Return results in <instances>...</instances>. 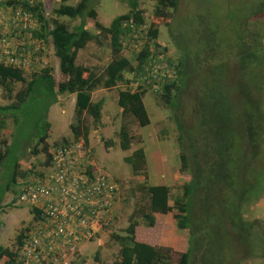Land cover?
<instances>
[{
  "label": "trees",
  "instance_id": "obj_1",
  "mask_svg": "<svg viewBox=\"0 0 264 264\" xmlns=\"http://www.w3.org/2000/svg\"><path fill=\"white\" fill-rule=\"evenodd\" d=\"M62 1L64 4L53 11L57 19H52V22L46 19L42 3L30 10L40 23V31L36 36L42 39L51 38L64 80L57 83L49 66L39 72L31 71V73L0 64V88L7 92L8 98L13 101L10 105L0 106V129L6 128L7 116L13 117L14 122L20 121L15 114L16 110L23 109L25 118H29L31 114L37 117L35 109L38 107V102L42 103L45 106L44 133L31 151L36 154L38 147L43 145L42 152L47 156L45 167L49 168L55 150L78 142L82 136L88 137V133L84 132L86 116L92 117L98 123L101 121L105 101L94 102V92L101 88L129 86L131 82L125 77L127 73L135 74L141 81L148 80L150 84L149 88L142 87V91H133L129 88L119 90L118 105L122 109L123 117L135 118L141 128L150 124L143 101L148 90H152L158 102L168 110L180 106V97L182 100L192 94V99L189 101L193 125L184 124L185 118L179 110L178 115H174L179 118L177 124L180 135L177 143L181 152V172L190 174L191 179L180 186L177 195L172 198V187L149 184L148 173L145 170L146 154L143 148L135 150L131 156L124 158V162L130 166L133 174L144 179V182L137 184L135 190L141 193L144 203L139 204L130 216L129 225L124 229L123 234H111V240L120 248L118 260L111 264H249L246 263L247 259L256 258L253 235L264 236V231L257 227L258 221L245 220L242 212V204L247 201L246 193L251 191L250 189H255V193L252 192L251 203L260 197L262 174L259 172L255 178L254 175L252 176V171L259 169L264 171V152H259L257 146V137L264 129V81L263 83L261 81L264 75V60L253 75L251 86L243 83L237 85V89L223 84L219 88L210 87L202 78V72L188 69L190 57L195 52L186 45H180L184 55L177 63L169 56L162 57L165 47L158 42L159 28L171 25L174 20L173 11L178 8L180 0H147L155 4L147 30L143 28L148 24L144 11L140 9L136 0L130 11L114 19L110 27L102 26L97 22L96 29L99 32L97 35L89 31L85 23V18L95 19L98 15L90 6L92 0H81L76 6L65 4L67 0ZM252 7V14L255 16L242 21L244 33L239 35L244 37L239 43L235 41L233 45L237 49L242 67H245L247 62L264 59V25L252 20L261 12L264 13V0H252ZM59 17L81 18L83 22L71 31L66 24L58 20ZM100 34L110 39L111 61L100 70L77 64L78 53L81 50L93 42L101 44ZM143 42L142 48L136 53L135 65L123 54V51L126 47L136 50L135 47ZM227 46L229 47V44ZM211 58H219V55L215 54ZM204 63L210 64L208 61ZM164 66L166 67L162 71ZM156 68L158 72H155ZM162 72L168 73V76L165 75L166 77L163 78ZM28 73L32 75L31 79L26 77ZM14 83H22L26 86L13 96ZM154 84L158 85L156 91L153 89ZM247 87H251L252 90ZM192 89L194 92H191ZM65 95L76 97L70 125L75 141L70 142L66 138L61 144H55V148L50 151L51 147L47 143L51 128L47 120L48 112L51 106L57 103L58 98ZM242 99L243 103L240 104ZM205 101L210 103L208 106L213 107L215 112L221 111L222 115L229 111L230 120L233 121L234 126H237L231 137L224 142L214 143V147L209 145L211 142L207 138H198L195 134V129L200 127L198 117L208 124L211 123L204 116H198V106ZM118 138L121 149L129 151L133 137L127 127L121 128ZM20 144L23 145L22 141ZM113 144L112 140L108 141L106 147H111ZM13 146L15 139L10 144L6 140L0 141V170ZM18 161L19 158L14 163L13 174L9 177L6 186L0 187V205L7 192L12 189L16 193L14 189L19 170ZM249 171L251 181L248 180ZM44 175L39 176L43 178ZM22 176L26 177L27 173ZM117 183L120 186V201L123 184L118 180ZM171 200L173 204H170ZM33 213L34 218L41 221L39 227L47 224L44 214L38 210H33ZM155 214H173L177 228L188 232L186 252L176 253L172 248L152 246L137 240L136 228L139 225L154 227ZM27 238L28 235L25 233L18 235L16 250L0 246V261L7 259L6 264H24L21 248ZM246 248L250 252L246 251Z\"/></svg>",
  "mask_w": 264,
  "mask_h": 264
},
{
  "label": "rangeland",
  "instance_id": "obj_2",
  "mask_svg": "<svg viewBox=\"0 0 264 264\" xmlns=\"http://www.w3.org/2000/svg\"><path fill=\"white\" fill-rule=\"evenodd\" d=\"M80 1L67 0L65 4L76 6ZM135 1L92 0L90 6L96 10L98 15L95 19L85 18L86 28L96 35L99 34L96 29L97 22L102 26L110 27L114 19L130 11ZM42 3L45 17L49 22H52V19H57L53 11L64 4L62 0H42ZM138 3L148 22L155 4L147 0H138ZM179 3L178 8L173 11L174 20L171 25L159 28L158 42L165 47L162 57L169 56L172 61L177 63L179 58L184 55L180 45H186L187 48L195 52L190 57L188 69L202 72V78L210 87L219 88L223 84L237 89L236 86L243 83L251 86L253 75L260 68L264 59L262 58L258 62H247L245 67H242L237 49L233 45L235 41L239 43L244 37L239 35L244 33L242 21L255 16L252 14V0H180ZM58 20L66 24L71 31H74L83 22L81 18L59 17ZM252 20L264 25V13L261 12ZM148 26L149 22L143 28L147 30ZM100 37V45L93 42L78 53L77 64L100 70L111 61L110 39L104 37L103 34H100ZM143 44L144 42L140 43L138 47L136 46V50L126 47L123 51V54L135 65L137 63L136 53ZM215 54L219 55V58L212 59L211 57ZM49 60V67L52 68V75L56 82L63 81L64 77L60 73L59 60L54 50L49 55ZM207 61L210 63L209 65L204 63ZM29 74H26V77L31 79L32 75ZM262 76L263 83L264 75ZM125 77L131 82L129 86L122 85L104 89L102 92L99 91L100 89L94 92V102L105 101L102 119L98 123L92 117L86 116L84 121L86 130L84 132L88 133V137L82 136V138L87 143L88 151H91L89 160L98 165V168L108 176L122 182L123 189L120 201L108 217V226L95 239L81 246L79 258L81 264H111L118 260L120 248L117 243L111 240V234H123L124 229L129 225L130 216L136 211L139 204L144 203L141 193L135 191L137 184L144 182V179L142 176L133 174L130 166L124 162L126 156H131L135 150L143 148L146 154L145 170L148 173L149 184L172 187V198L177 195L180 186L191 179L190 174L181 172V152L177 143L180 135L177 124L179 118L174 115H178L179 110V113L185 118V120L183 119L184 124L186 126L193 125L189 101L192 99V94L182 100L180 97V106L168 110L158 102L156 94L152 90H148L143 101L150 118V124L141 128L135 118L123 117L117 98L121 89L129 88L133 91H142L143 88H149L150 84L148 80L137 79L133 73H127ZM25 86L26 84L14 83L13 96ZM247 88L252 90L251 87ZM70 96L72 95L59 97L57 103L51 106L48 112L47 120L50 122L51 128L47 143L51 147L50 151L55 148V144H61L66 138L70 142L75 141L70 128L74 112V96ZM12 102L8 98L7 92L0 88V106L10 105ZM242 103L243 99L240 104ZM209 104L205 101L198 106V116H204L211 123L208 124L207 121L198 117V126L200 127L195 129V134L198 138H207L211 142L209 145L214 147V143L224 142L231 137L237 126H234L233 121L230 120L229 111L222 115L221 111L215 112L213 107L208 106ZM44 108L45 106L38 102V107L35 109L38 116L35 117L34 114H31L29 118H25L23 109L16 110L15 114L20 121L14 122L13 117L7 116L5 118L6 128L0 129V141L6 140L10 144L15 139V146L11 148L10 155L0 170V187L6 186L9 177L13 174L14 163L19 158L17 184L14 189L16 193L11 189L5 194L0 205V246L13 250L17 248L19 234L27 235L35 232L41 224L39 219L34 218L33 210L19 207L15 204V198L23 183L39 179V175H44L47 169L45 167L47 156L42 152L43 145L38 147V153L33 154L31 151L44 133ZM123 126L127 127L133 137L129 151H123L119 144L118 133ZM111 140L114 144L107 148L106 144ZM21 141L23 145L20 144ZM257 146L259 152H264V129L257 137ZM259 172L262 174L260 197L251 203L252 192L255 193V189H250L251 191L246 193L247 201L242 204V212L245 220L258 221L257 227L264 231V171L261 169L252 171V176L254 175L256 178ZM24 173H27L26 177L22 176ZM145 179L147 181V178ZM248 180L251 181L250 171ZM170 204H173V200ZM160 217L163 218H160L161 221L154 227L139 225L136 228L137 240L147 241L153 246L172 248L176 253L186 252L188 232L177 228L173 214ZM252 241L256 248V258L247 259L246 263L264 264V236L253 235ZM247 250L250 252L246 248ZM6 262L7 259H2L0 264H6Z\"/></svg>",
  "mask_w": 264,
  "mask_h": 264
},
{
  "label": "built area",
  "instance_id": "obj_3",
  "mask_svg": "<svg viewBox=\"0 0 264 264\" xmlns=\"http://www.w3.org/2000/svg\"><path fill=\"white\" fill-rule=\"evenodd\" d=\"M39 3L42 0H0L1 65L27 72L49 66L51 38L36 36L40 23L30 10ZM167 74L162 72V77ZM90 152L83 138L55 150L43 178L19 189L16 205L38 210L48 221L23 241L24 264H78L81 246L108 226L120 186L89 160Z\"/></svg>",
  "mask_w": 264,
  "mask_h": 264
},
{
  "label": "crops",
  "instance_id": "obj_4",
  "mask_svg": "<svg viewBox=\"0 0 264 264\" xmlns=\"http://www.w3.org/2000/svg\"><path fill=\"white\" fill-rule=\"evenodd\" d=\"M100 92H102V91H104V89H100L99 90ZM74 96V99H73V102H74V108H75V103H76V97H75V95H72V96H70V97H73ZM118 99V98H117ZM118 101V100H117ZM163 215H166V214H155V217H156V224H159V222L161 221V219L163 218V217H160V216H163ZM161 218V219H160ZM140 242H143V243H147V244H149L147 241H140ZM150 245H152V244H150ZM153 246V245H152Z\"/></svg>",
  "mask_w": 264,
  "mask_h": 264
},
{
  "label": "clouds",
  "instance_id": "obj_5",
  "mask_svg": "<svg viewBox=\"0 0 264 264\" xmlns=\"http://www.w3.org/2000/svg\"><path fill=\"white\" fill-rule=\"evenodd\" d=\"M43 4V3H42ZM91 161V160H90ZM94 163V162H93ZM95 164V163H94ZM96 165V164H95ZM97 167H98V165H96ZM111 178H113V177H111ZM113 179H115V178H113ZM116 180V179H115ZM117 181V180H116ZM15 200H16V198H15ZM16 202V201H15ZM119 202V201H118ZM16 204V203H15ZM19 206V205H18ZM20 207V206H19ZM23 207V206H22ZM116 207V206H115ZM115 209V208H114ZM114 209H113V211H114ZM112 211V212H113ZM112 212L110 213V214H112ZM110 214H109V216H110ZM108 216V217H109ZM109 219V218H108ZM31 233H28L27 235L29 236ZM96 238V237H95ZM94 239V238H93Z\"/></svg>",
  "mask_w": 264,
  "mask_h": 264
}]
</instances>
